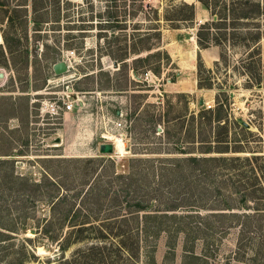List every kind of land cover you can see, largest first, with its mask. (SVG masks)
Wrapping results in <instances>:
<instances>
[{"label": "rangeland", "instance_id": "obj_1", "mask_svg": "<svg viewBox=\"0 0 264 264\" xmlns=\"http://www.w3.org/2000/svg\"><path fill=\"white\" fill-rule=\"evenodd\" d=\"M1 1L7 5L6 9L0 7V41H3L2 30L7 27V11L11 12L18 3L27 4V9L23 7L21 11L12 12L18 18L16 28L21 38V43L16 47L18 52L13 56L14 61L11 63L9 59L10 62H7L0 56V209L13 206L14 198L11 195L30 192L31 187L18 186L22 184L21 180L15 185L14 179L43 182L49 175L50 179L64 180L68 187L65 190L77 195L85 191L87 184L84 183L87 180L90 182L97 176L115 187L119 183L115 179L117 173L127 172L132 164L138 166L140 171L141 166L152 168L158 166L160 161L176 162L177 158L186 156L178 150L181 144L188 151H195L191 155L197 156L200 128L193 131L190 115L208 109L207 103L212 106L211 110H218L223 105L222 113L230 121L225 137L231 152L223 156H246L251 155L250 151L264 153V37L260 43L261 65L257 70L261 77L259 85H256L255 79L254 83L249 81L244 73V66L250 59L248 54L243 49H236L227 53L225 61L215 63L211 69L206 66V70L203 69V83L206 84L205 80L208 79L207 82L213 85L211 93L207 88L188 93L179 90L188 84L191 75L184 70V76L178 78V74L182 73L178 61L181 53L190 49L198 24L210 19L208 11L197 0L174 1L175 4L182 1L194 4L196 8V28H192L193 24L190 23L184 24L188 27L180 29L171 28L163 20L165 8L170 4L167 0H37L39 7L42 4L47 6L46 11L37 13L38 20L48 21L41 27L46 31L40 34L34 31L32 0H18V3L16 0ZM117 14L120 16L118 20H126V25L107 23L109 18L114 20L113 15ZM156 14L160 23L154 20ZM156 27L162 33L160 48L144 51L140 56L145 58L157 50L160 53L138 62L137 76L134 70H130L131 59L127 63H118L115 59L125 54L119 40L112 39L109 45L99 38V35L120 38L121 34H155ZM12 32L10 30L9 33ZM152 42L155 40H144L142 45L146 47ZM43 43L47 47L44 48ZM68 53L74 56L70 69L56 75L54 64L64 61ZM114 62L118 63L117 67ZM207 70H211V73ZM147 74L148 79H145ZM171 80L176 85L169 87ZM67 92L76 98L73 117L85 125L87 131L84 134L82 124H66L62 112L55 118L42 111L43 102L65 96ZM201 100H205L204 105L200 104ZM59 103L62 105V102ZM83 103L85 106H82ZM172 119L176 120L170 122ZM119 121L121 128L115 127ZM189 129L192 133H189ZM204 132V135L207 134L205 129ZM103 135L109 139H104ZM120 136L125 137V154H118L116 150L112 154L100 153V146L105 143L113 144L115 149L116 138ZM82 141L84 145H81ZM236 148L243 151L233 152L232 149ZM217 155L221 154L206 156ZM97 158H104L105 161L96 160L91 164L76 162ZM147 159H151V162H147ZM86 165L88 170H85ZM191 167L195 169L199 166ZM222 172L228 173L226 170ZM223 180L221 193L228 194L231 180L227 175H223ZM233 181H238V177H234ZM208 182L205 180L204 185H210ZM245 182L250 185L253 179L245 178ZM237 185L244 190L242 183ZM194 188L190 181L183 182L180 188L167 187L163 182L154 193L171 197V193L177 192L178 204L200 209V212L192 213L193 217L188 220L191 226H196L202 220L200 216H208L211 212L204 211V208H217L224 203L220 202V198L215 203V197H211L220 195L217 190L208 189L210 199L203 200L194 192ZM232 189L235 190L233 186ZM33 206L37 208V213H33L35 219L29 221L30 227H33L32 222H43L51 214L44 202ZM110 207V203H103L102 217L103 214L110 216ZM186 213L176 212L178 215ZM173 222L175 218L165 219L170 229H173ZM212 222L199 231L194 228L190 239L183 233L171 236L168 232L143 238L140 263L264 264V221L244 230V235L240 226ZM35 232L28 229L19 235L17 242L25 237L36 238ZM38 242L35 249L37 258L27 264H58L57 260L63 255L59 246L47 239H39ZM90 243L72 245L65 256L70 257L74 251Z\"/></svg>", "mask_w": 264, "mask_h": 264}, {"label": "trees", "instance_id": "obj_2", "mask_svg": "<svg viewBox=\"0 0 264 264\" xmlns=\"http://www.w3.org/2000/svg\"><path fill=\"white\" fill-rule=\"evenodd\" d=\"M16 1L18 3L21 0ZM167 1L170 4L165 8L163 20L171 28L188 27L190 23L193 24L192 28H196L194 4L184 1L175 4V0ZM197 1L210 14V19L198 24L197 27L196 41L199 49L219 47L221 53L218 62L225 61L229 51L243 49L250 58L244 66V73L249 77V81L254 83L255 79L256 85H259L261 77L257 70L258 66L261 65L260 43L264 37V0ZM31 3L34 31L36 34H40V32L46 31L41 27L48 21L38 20L39 14L37 13L46 11L47 6L42 4L39 7L37 0H32ZM6 5L0 0V7L6 9ZM123 6H125V2ZM13 7L11 12L7 11L5 17L7 27L2 30L4 43L1 44L3 41H0V56L7 62H10L9 59H11V63L14 61L13 56L18 52L16 47L21 43L16 28L18 18L12 12L21 11L23 7L27 9V4L18 3ZM151 10L158 13L157 10ZM113 16L115 19L109 18L107 23L115 22L117 25H126V20H118L120 17L118 14ZM154 20L158 23L161 21L157 14ZM155 29L157 30L155 34H132L130 36L121 34L120 38L118 36L99 35V38H103L109 45L110 40H119L122 45L121 49L125 50V54L115 59L118 63H127L131 59L130 70L139 73V69L136 67L138 62L160 53V50H157L145 58L140 56L144 51L151 52L160 48L162 33L159 27ZM10 30L13 32L9 33ZM152 39L155 42L143 47L142 42L144 40L151 41ZM43 47H47V44L43 43ZM109 55L112 56V54ZM197 68L199 88L212 89L213 85L207 82L208 79L205 80L206 84L203 83L201 74L205 65L200 53ZM207 72L211 73V70H207ZM171 81L175 82L174 80ZM223 107L221 105L218 110L203 109L198 114L192 113L190 115L193 131L200 128L198 133L201 138L199 135L197 156L191 155L195 151H188L184 144L178 145L180 153L186 156L177 158V161L172 163L160 161L158 166H152L153 169L151 166H141L140 171L138 166L132 164L127 172L117 173L115 179L119 183L115 187L97 176L90 182L87 180L84 183V185L87 184L85 191L72 195L65 190L68 187L64 180L50 179L48 174L43 182H31L21 178L14 179L15 185L21 180L22 184L18 186L31 187V189L28 188L30 191L28 194L11 195L14 198L13 206L0 209V264H27L32 262L37 258L35 249L40 243L38 242L39 239H47L59 246L63 255L57 260L58 264H141V242L143 238L157 237L168 232L171 233V236L183 233L187 239H190V233L194 228L195 231H199L205 225L214 223L213 220L220 225L240 226L241 234L244 235V230L263 222L264 153L250 151L251 155L246 156L222 155L231 152V147L225 137L228 135L230 121L227 115L222 113ZM176 119H172L170 122ZM208 127H210V131ZM204 129L207 131L205 135ZM232 151L242 152L243 150L236 148ZM212 153L221 155L206 156ZM96 160L105 161L104 158H97L77 160L76 162L91 164ZM131 161H136V159H131ZM146 161L151 162V159ZM191 165L199 167L194 169ZM85 170H88V165L85 166ZM223 170L228 173L224 174ZM194 172H198V174H193ZM223 175L228 176L231 185L235 188L233 190L232 186H229L231 188L227 189L228 194L221 193L223 188L220 184L225 181ZM234 177H238V181H233ZM245 178L253 179V182L247 185L246 182L244 183ZM205 180L206 182L209 181L210 185H204ZM185 181H190L191 186L195 187L194 192L200 195L203 200L210 199L207 195L208 189L217 190L220 195L211 197H215V203L219 201V198L222 199L220 202L224 203L217 208H204V211L211 212L208 213V216H200L202 220L196 226H191L188 220L193 217L192 213L200 212V209L178 204L177 192L171 193L172 200H170V196L154 193L163 182L167 187L180 188V185ZM238 183L244 185V190L238 188ZM43 189L45 190L43 191ZM233 201L234 204H231ZM40 202L49 206L50 217L44 218L43 222L40 223L32 222L33 227H30L29 221H34L33 213L35 211L37 213V208H34L33 205H38ZM28 203L33 205H27ZM103 203L111 204L110 216L103 214L102 217ZM235 209L247 210L248 212L239 213L233 211ZM178 211H187V213L178 215L176 214ZM166 218H175V222L171 226L173 229L165 224ZM212 227L214 226L212 225ZM28 229L36 230V238L25 237L17 242L19 235L27 232ZM82 242L91 243L84 248L77 249L70 257L65 256L67 249Z\"/></svg>", "mask_w": 264, "mask_h": 264}, {"label": "crops", "instance_id": "obj_3", "mask_svg": "<svg viewBox=\"0 0 264 264\" xmlns=\"http://www.w3.org/2000/svg\"><path fill=\"white\" fill-rule=\"evenodd\" d=\"M199 53L201 55V58L203 60L204 65L209 69L213 68L214 64L216 62H218L219 58H220V51L217 47H210V48L201 50V49H199V47L197 45L196 37L192 38V44H191L190 49L187 51H183V54L181 53L182 56H181L180 60L178 61V66L182 68L181 69L182 73L178 74V78L179 77L182 78L184 76V73H185L184 70L185 71L187 70V72H189V74L191 75V78L189 79V82H187L188 84L186 86H184V88L180 89L179 91L188 92V93H195V92H201L202 90H206V89H200L198 86L197 58H198ZM174 85H176L175 82L169 83V87H172ZM69 91H71V89H69ZM207 91L210 93L212 92L211 89H207ZM73 97L75 99V106H76L77 101H76L75 96H73ZM204 102H205V100H204ZM82 106H85V103H83ZM119 114H120V112H118V115ZM63 118H64L66 124H67V122H69L70 124H72V126L78 125L79 123L82 124L83 134L87 131L85 125L81 121H78L73 117V111L63 113ZM77 132H78V135L81 134V132H79V130ZM75 143H77V142H75ZM84 143L85 142L82 141L81 145H84Z\"/></svg>", "mask_w": 264, "mask_h": 264}, {"label": "built area", "instance_id": "obj_4", "mask_svg": "<svg viewBox=\"0 0 264 264\" xmlns=\"http://www.w3.org/2000/svg\"><path fill=\"white\" fill-rule=\"evenodd\" d=\"M74 58L73 53H68L64 59V61L67 63L68 69H70L72 65V59ZM148 75H146L145 79H148ZM62 102V105L61 103ZM43 108L42 111H45L47 114L51 115L52 117H57L63 113L73 111L75 108V99L73 97L72 93L67 92L65 96H58L57 99L54 100H47L46 102H43ZM212 106L207 103V108L210 109ZM115 127L121 128L122 123L119 121L115 123ZM104 139H109L106 135H103ZM125 138V137H124ZM115 150V149H114Z\"/></svg>", "mask_w": 264, "mask_h": 264}, {"label": "water", "instance_id": "obj_5", "mask_svg": "<svg viewBox=\"0 0 264 264\" xmlns=\"http://www.w3.org/2000/svg\"><path fill=\"white\" fill-rule=\"evenodd\" d=\"M114 66L117 67L118 63L114 62ZM53 70H54L56 75H61L63 73L68 72L69 69H68L67 63L65 61H59V62L54 64ZM134 75L137 76V73L134 72ZM1 76H3V74H1ZM200 104L204 105L205 104L204 100H201ZM114 151H115L114 146L111 143H105V144H102L100 146V153H102V154H112Z\"/></svg>", "mask_w": 264, "mask_h": 264}, {"label": "bare ground", "instance_id": "obj_6", "mask_svg": "<svg viewBox=\"0 0 264 264\" xmlns=\"http://www.w3.org/2000/svg\"><path fill=\"white\" fill-rule=\"evenodd\" d=\"M115 150L118 154H125L127 151L124 137H117L115 143Z\"/></svg>", "mask_w": 264, "mask_h": 264}]
</instances>
